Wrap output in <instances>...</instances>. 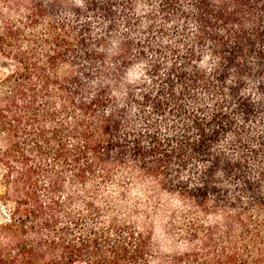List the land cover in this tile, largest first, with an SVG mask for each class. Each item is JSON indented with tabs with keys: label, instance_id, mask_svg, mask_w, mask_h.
Returning a JSON list of instances; mask_svg holds the SVG:
<instances>
[{
	"label": "trees",
	"instance_id": "trees-1",
	"mask_svg": "<svg viewBox=\"0 0 264 264\" xmlns=\"http://www.w3.org/2000/svg\"><path fill=\"white\" fill-rule=\"evenodd\" d=\"M7 1L12 42L34 31L11 50L20 113L2 116L15 205L0 231L26 233L9 264H264V0H159L168 14L192 8L182 12L195 29L152 61L153 78L119 79L124 90L108 75L90 79L92 64L78 59L85 11L110 13L109 0ZM127 183L175 195L185 217L156 235Z\"/></svg>",
	"mask_w": 264,
	"mask_h": 264
},
{
	"label": "rangeland",
	"instance_id": "rangeland-1",
	"mask_svg": "<svg viewBox=\"0 0 264 264\" xmlns=\"http://www.w3.org/2000/svg\"><path fill=\"white\" fill-rule=\"evenodd\" d=\"M73 4L82 6L83 0H68ZM112 4L113 10L110 13L103 10V5H99L95 11H85L86 23L88 24L87 31L82 32L83 35L90 32L86 37V42L80 45V53L78 59L83 63H91L90 79L99 80L103 75H108L115 80L113 87L117 88L119 79L125 83H135L140 79L153 78L151 74L152 61L157 57L169 58L171 46L176 43L184 41L186 36H183L182 30L193 31L195 23L193 20L183 17L184 13H190L192 8L185 6L182 11L171 10L168 14L160 9L158 6L159 0H109ZM189 0H180L181 4ZM63 4L60 7H54V15H58L64 11ZM56 13V14H55ZM11 12L8 8L7 0H0V149H4L9 145V130L6 129L2 116H9L11 111L20 113L19 107L13 105V100H17L19 106L22 105L21 97L17 91V87L11 81L12 73L17 68V59L11 55L12 47L16 49L22 46L25 49L29 43V35L33 33L26 27L19 36V41L12 42L11 40ZM17 25L21 22V17H16ZM91 34V35H90ZM102 37L106 38L102 44L98 41ZM123 38L130 39V48L121 50L119 44ZM182 47V46H180ZM95 50H99L100 57L95 58L93 55ZM155 50L159 52L156 53ZM123 55L127 56V61H123ZM160 71H166L165 65L160 67ZM110 73V74H109ZM123 85V84H122ZM124 86V85H123ZM124 90L125 88H121ZM116 91V90H115ZM15 102V101H14ZM131 123H141L137 121L139 113L132 108ZM134 113H137L134 116ZM150 118L154 116L153 113L145 114ZM125 123V122H124ZM20 133L16 134V139H21ZM1 151V150H0ZM122 170H119V172ZM5 168L0 162V230L1 226L9 219L11 209L15 205L14 196L9 194V188L5 183ZM102 190L104 193H111L116 195L118 188L113 183L104 185ZM124 189H128V203L133 205L137 201L140 208V213L137 220L143 221L146 213L150 217H146L149 222H152L155 228L156 235L164 234V225L170 221V217H174L176 221L183 219L187 213L183 203L180 202L175 195L165 193H155L150 197V189L144 183H127L124 184ZM150 188V189H149ZM11 191V190H10ZM156 208H159L156 211ZM176 213V215H175ZM174 215V216H173ZM212 218V217H211ZM208 218L206 220L211 221ZM180 226V225H178ZM20 233H18L19 235ZM24 236L19 235L15 239L9 236L5 231H0V258L6 264H9L8 256L10 253H18V257L22 258L24 252L22 248V241ZM13 239V240H12ZM165 247V246H164ZM20 264L19 261H17Z\"/></svg>",
	"mask_w": 264,
	"mask_h": 264
}]
</instances>
